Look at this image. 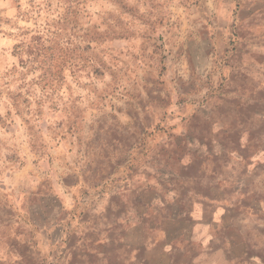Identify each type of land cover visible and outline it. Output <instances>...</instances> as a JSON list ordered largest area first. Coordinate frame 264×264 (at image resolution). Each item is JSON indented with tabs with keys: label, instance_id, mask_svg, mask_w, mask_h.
I'll list each match as a JSON object with an SVG mask.
<instances>
[{
	"label": "rangeland",
	"instance_id": "obj_1",
	"mask_svg": "<svg viewBox=\"0 0 264 264\" xmlns=\"http://www.w3.org/2000/svg\"><path fill=\"white\" fill-rule=\"evenodd\" d=\"M258 1L0 0V232L31 228L45 258L25 264H128L116 247L83 257L107 228L93 212L175 123L206 129Z\"/></svg>",
	"mask_w": 264,
	"mask_h": 264
},
{
	"label": "crops",
	"instance_id": "obj_2",
	"mask_svg": "<svg viewBox=\"0 0 264 264\" xmlns=\"http://www.w3.org/2000/svg\"><path fill=\"white\" fill-rule=\"evenodd\" d=\"M253 4L238 13L230 88L208 104L206 129L187 117L158 137L131 167L127 187L93 212L107 228L87 232L83 257L116 247L128 264H264V106L257 99L264 95V0ZM232 93L251 104L226 107ZM47 220L44 228L31 224L33 231L53 229ZM29 229L5 225L3 264L44 262L37 242L28 245ZM21 243L24 253H14Z\"/></svg>",
	"mask_w": 264,
	"mask_h": 264
}]
</instances>
